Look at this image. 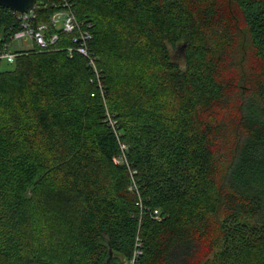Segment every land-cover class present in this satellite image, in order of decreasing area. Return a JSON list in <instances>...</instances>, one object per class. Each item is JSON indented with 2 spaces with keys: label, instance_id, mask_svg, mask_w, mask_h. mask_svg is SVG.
<instances>
[{
  "label": "trees",
  "instance_id": "obj_1",
  "mask_svg": "<svg viewBox=\"0 0 264 264\" xmlns=\"http://www.w3.org/2000/svg\"><path fill=\"white\" fill-rule=\"evenodd\" d=\"M70 1L103 88L50 24L0 70V264H264V0Z\"/></svg>",
  "mask_w": 264,
  "mask_h": 264
},
{
  "label": "built area",
  "instance_id": "obj_2",
  "mask_svg": "<svg viewBox=\"0 0 264 264\" xmlns=\"http://www.w3.org/2000/svg\"><path fill=\"white\" fill-rule=\"evenodd\" d=\"M51 6L52 11L49 14V23H38L32 24L33 20L37 18L36 7L41 6ZM12 13L16 16L20 30L15 31L11 34L10 39L21 40L25 37H29L33 44L39 49H45L53 45L57 40L56 32H50L49 24L56 29H62L63 31L72 34L71 41L76 45L79 52H82L89 60L90 65L97 76V85L101 90V84L99 81V72L95 67V58L91 56L87 49V40L92 37L91 24H84L80 22L76 17L75 11L72 7V2L70 0H35L33 7L29 12H15ZM72 47L69 46L68 50L71 51ZM16 52L10 51L8 49V43L5 42L2 47H0V61L4 60L7 63H12ZM122 149V147H121ZM124 154H122L123 157ZM134 187V183L132 184ZM154 218L159 219V212L157 209L153 211ZM142 253V240L140 236H136L135 246L127 264H137V259Z\"/></svg>",
  "mask_w": 264,
  "mask_h": 264
},
{
  "label": "rangeland",
  "instance_id": "obj_3",
  "mask_svg": "<svg viewBox=\"0 0 264 264\" xmlns=\"http://www.w3.org/2000/svg\"><path fill=\"white\" fill-rule=\"evenodd\" d=\"M33 45L34 44L29 37H25L21 40L12 39V40H9V42H8V49L10 51H14L17 49H29V48H32ZM178 46L179 45H177V47H171V50H170L171 56H172L173 60L177 61L180 64V66H183L182 49H180V47H178ZM90 59H91V57L88 59V61ZM94 64H95L96 70L100 71V69L97 67L96 63H94ZM11 67H12V64L7 63L4 60L0 61V70L10 69ZM100 84H102V83H100ZM101 88H103V85L101 86ZM105 117H106L105 121L107 122V124L112 125V127H116V125H117L116 120H114L109 113H106ZM24 133H25V136L29 135V129L27 128Z\"/></svg>",
  "mask_w": 264,
  "mask_h": 264
},
{
  "label": "water",
  "instance_id": "obj_4",
  "mask_svg": "<svg viewBox=\"0 0 264 264\" xmlns=\"http://www.w3.org/2000/svg\"><path fill=\"white\" fill-rule=\"evenodd\" d=\"M35 0H0V6L5 7L15 12H29L33 7ZM112 251L109 248V255L107 260H110Z\"/></svg>",
  "mask_w": 264,
  "mask_h": 264
}]
</instances>
